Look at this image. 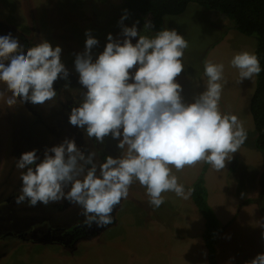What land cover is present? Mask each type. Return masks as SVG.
I'll return each instance as SVG.
<instances>
[{
  "label": "rangeland",
  "instance_id": "rangeland-1",
  "mask_svg": "<svg viewBox=\"0 0 264 264\" xmlns=\"http://www.w3.org/2000/svg\"><path fill=\"white\" fill-rule=\"evenodd\" d=\"M122 4L0 0V233L111 208L73 247L0 238V264H263L258 36L193 2L156 35Z\"/></svg>",
  "mask_w": 264,
  "mask_h": 264
},
{
  "label": "trees",
  "instance_id": "trees-1",
  "mask_svg": "<svg viewBox=\"0 0 264 264\" xmlns=\"http://www.w3.org/2000/svg\"><path fill=\"white\" fill-rule=\"evenodd\" d=\"M192 2L221 12L235 23L236 29L242 34L258 36L253 57L257 83L250 102V112L257 132L256 146L264 152V0H123L121 14L128 21L149 17L150 30L160 35L164 31L165 17L183 14ZM261 184L264 190V171ZM192 199L205 219L206 245L210 253L215 254L214 235L220 231V223L206 199L204 174L193 186Z\"/></svg>",
  "mask_w": 264,
  "mask_h": 264
},
{
  "label": "flooded vegetation",
  "instance_id": "flooded-vegetation-1",
  "mask_svg": "<svg viewBox=\"0 0 264 264\" xmlns=\"http://www.w3.org/2000/svg\"><path fill=\"white\" fill-rule=\"evenodd\" d=\"M28 42V41H27ZM26 40L24 43L28 45ZM33 43V42H32ZM33 47H39V43H33ZM107 158V157H106ZM106 162L105 164H107ZM89 164V163H88ZM95 171H90V178H93ZM88 174V173H87ZM117 183L110 186V195L112 194L113 188H116ZM110 195H108L110 197ZM100 197V196H99ZM12 199L5 202H10ZM100 201V199H99ZM106 202V201H105ZM97 209V208H95ZM111 208L108 207L104 215H100V212L94 210L93 214L84 218L78 224H70L66 227H50L48 220L42 221L39 223H33L31 226H28L26 230H23V234H16L15 232H1L0 238L4 240L15 239L18 237H23L25 242H42V243H56L62 245L63 247H73L81 239H86L90 234L94 233L98 227L105 228V221L109 222L111 215ZM104 219L105 221L101 220Z\"/></svg>",
  "mask_w": 264,
  "mask_h": 264
}]
</instances>
